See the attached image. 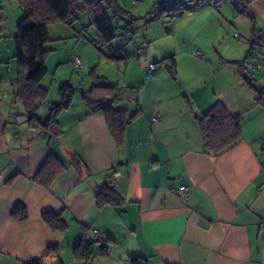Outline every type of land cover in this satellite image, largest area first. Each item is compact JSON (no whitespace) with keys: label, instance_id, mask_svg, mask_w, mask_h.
<instances>
[{"label":"crops","instance_id":"obj_1","mask_svg":"<svg viewBox=\"0 0 264 264\" xmlns=\"http://www.w3.org/2000/svg\"><path fill=\"white\" fill-rule=\"evenodd\" d=\"M245 2V8L220 1L181 14L189 18L183 29L196 25L198 42L208 39L221 49L209 48L206 56L185 48L151 54L144 44L137 55L146 61L125 63L114 96L102 102L138 111L119 146L99 105L88 107L80 97L79 110L72 107L76 92L89 88L72 86L76 92L58 112L60 133L54 136L21 116L11 94L17 72L8 74L10 86L3 90L0 83V264L50 257L55 264H85L73 248L93 229L104 238L106 254L89 264H131L133 256L148 264H264V104L233 63L244 61L253 37L264 54V0ZM170 55L173 74L162 62ZM259 69L252 77L264 85V65ZM48 94L38 110L42 119L58 102L47 100ZM55 97L60 100L58 89ZM216 102L240 116L241 131L233 146L213 155L203 150L197 116ZM60 145L72 149L80 165L67 160ZM50 152L67 168L46 187L32 176ZM110 171L117 173L115 191L123 202L98 205L100 189L92 184H105ZM179 185L188 187V198L172 190ZM17 203L25 206L23 219L12 214ZM46 212L60 213L66 228L49 226Z\"/></svg>","mask_w":264,"mask_h":264},{"label":"trees","instance_id":"obj_2","mask_svg":"<svg viewBox=\"0 0 264 264\" xmlns=\"http://www.w3.org/2000/svg\"><path fill=\"white\" fill-rule=\"evenodd\" d=\"M161 1L164 3L168 0ZM220 1L224 0H216L211 4L217 5ZM236 1L241 5V8H245V0H234V2ZM17 2L21 8L22 16L17 22L16 34L13 36V58L16 62L17 73L11 81L12 100L20 103L23 109L21 116L25 117L32 127L57 136L60 133L57 114L61 109L70 105L76 91L69 82L61 83L58 88L60 100L49 106L48 115L44 119L38 116V110L42 102L46 100L48 91L47 87L41 85V81L47 74L45 58L49 50L45 48V44L49 40V25L62 22L71 26L77 19L76 10H86L90 16V25L94 26L96 32V37L90 42L103 52L102 48H110L111 40L116 36V27L112 24L111 18L114 15L121 17L127 15L129 19L127 22L130 23L133 17L118 5L117 0H17ZM182 7L177 0H171L167 3L165 10L174 8V10H192L188 4L185 5V9ZM109 9L112 11L110 12ZM250 42L252 49L257 42V37H253ZM140 52L142 53V51ZM247 56L243 62L233 63L237 65L244 81L252 87L244 76ZM107 57L113 58L112 55ZM162 62L173 74L175 71L173 56L164 57ZM89 75L91 86L88 90L80 92L81 97L88 107L99 105L98 109L106 121L108 130L119 146L122 144L126 126L132 122L138 111L107 107L102 104L104 100L114 96V87L106 84L103 81L104 77L97 74L95 68L91 69ZM258 101L264 104V89L260 91ZM197 123L203 150L207 153L217 155L233 146L240 139V116L228 113L220 102H216L204 114L197 116ZM72 160H77V164L80 165L76 156ZM66 168L67 166L62 160L50 152L32 176V180L49 187L58 174ZM115 188L104 184V187L97 193V204H121L123 198L115 191ZM12 214L23 219L26 215L25 206L17 203L12 209ZM42 217L49 226L56 230L61 231L66 228V223L60 213L46 212ZM53 250L50 247L48 253ZM73 254L77 258L83 259L85 264H89L94 256L106 254V245L93 247L84 234L79 243L74 246ZM129 260L131 264H148L147 259L141 256H133ZM24 264H42V258L30 259Z\"/></svg>","mask_w":264,"mask_h":264},{"label":"rangeland","instance_id":"obj_3","mask_svg":"<svg viewBox=\"0 0 264 264\" xmlns=\"http://www.w3.org/2000/svg\"><path fill=\"white\" fill-rule=\"evenodd\" d=\"M169 1L171 0L164 3L161 0H117L118 5L128 11L133 19L128 23L127 15L123 17L114 15L111 18L112 24L116 27V36L111 40L110 48H102L103 52L90 42L96 36V32L94 26L90 25V16L86 10H76L77 19L72 26L61 22L50 24V31L56 30L50 32V39L46 42L45 48H51L53 51H49L46 55L45 65L48 71L41 81V85L47 87L49 91L47 100L50 102L59 101L57 97H55V101H52V98L63 82L70 81L75 89L90 88L89 74L93 68L97 74L104 77L103 81L114 86L116 91V84L121 78V70L123 68L125 70V63L135 64L136 61L138 63L146 61L144 60L146 57L137 55L138 51L143 53L145 45L149 47L151 54L185 48L193 54H196L198 50L206 56L205 50L209 48L210 51L221 49L208 39L198 42L196 37L199 35V31L196 25L186 30L182 28L185 24L189 25V18L180 19L181 14L187 15L196 10L190 12L174 10L177 8L176 6L174 9L165 10ZM224 2L234 7L241 6L237 1L224 0ZM109 11L112 10L109 9ZM21 16L22 11L17 0H0V77L2 76L0 83L3 90L10 86L8 74L12 71L13 73L17 72L16 62L13 58V36L16 34L17 22ZM144 39L145 43L142 42ZM183 41L186 42L185 45H182ZM140 42H142V46L137 49L135 44ZM72 55H78L81 58L82 65L80 67L71 64ZM109 55H112L113 58H108ZM3 61H9L8 67L1 64ZM158 63H160L159 60L156 61V65ZM246 70L254 78H257L258 72L261 71V69H253L250 66H247ZM0 93L4 95L2 90ZM74 97L76 100L72 107L78 109L76 101L81 97L80 92H76ZM42 114L45 115L46 110H43Z\"/></svg>","mask_w":264,"mask_h":264},{"label":"built area","instance_id":"obj_4","mask_svg":"<svg viewBox=\"0 0 264 264\" xmlns=\"http://www.w3.org/2000/svg\"><path fill=\"white\" fill-rule=\"evenodd\" d=\"M216 0H177L178 4L182 5H189V8L191 7L192 10L196 9L198 6L203 4H211L214 3ZM234 2V0H230ZM185 5H183V9H185ZM188 8V9H189ZM236 36L238 35L237 32L234 33ZM258 43L260 41H257ZM256 42L255 45L258 43ZM253 46V48L249 51L247 59H246V65L250 66L253 69H259L262 65H264V54H261V52L256 49V46ZM138 54H141L139 52ZM200 54V53H198ZM72 62L75 67H80L82 65V60L78 55H72ZM153 65L150 64V68H152ZM17 110L15 109L11 115L15 114ZM158 117L153 116L152 121H157ZM116 172L110 171L104 174V182L107 186L115 188L116 187ZM172 190L179 195L181 199H186L189 197V189L185 185H179L178 187H172ZM86 239L89 243L92 244L93 247H99L103 244H105L104 238L100 234L99 230L93 229L90 233L86 235Z\"/></svg>","mask_w":264,"mask_h":264},{"label":"water","instance_id":"obj_5","mask_svg":"<svg viewBox=\"0 0 264 264\" xmlns=\"http://www.w3.org/2000/svg\"><path fill=\"white\" fill-rule=\"evenodd\" d=\"M244 76H245L246 80L251 83V86L257 92H260L262 89H264V85H262L260 82H258L256 80H254L252 75L248 71H244ZM60 151H61L62 155L67 160H72V158L75 156V152L72 149H70L69 147H66L64 145H60ZM81 171H82L83 176L85 177L86 171L83 167L81 168ZM92 185H93V187L98 188V189H102L104 187V184H102V183H93ZM54 262H56V258L50 257V258L45 259L42 264H55ZM56 264H58V263H56Z\"/></svg>","mask_w":264,"mask_h":264}]
</instances>
